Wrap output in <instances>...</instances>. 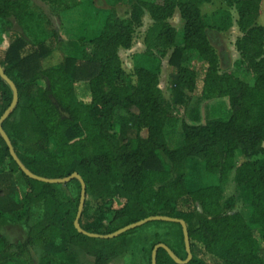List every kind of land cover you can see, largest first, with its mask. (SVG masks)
Listing matches in <instances>:
<instances>
[{
  "label": "trees",
  "instance_id": "trees-1",
  "mask_svg": "<svg viewBox=\"0 0 264 264\" xmlns=\"http://www.w3.org/2000/svg\"><path fill=\"white\" fill-rule=\"evenodd\" d=\"M32 1L0 0V17L15 19L33 44L18 38L0 55L19 97L2 128L25 168L47 179L81 176L86 200L78 223L86 232L108 235L147 217L168 216L186 222L193 254L187 264H264V26L257 25L262 0H139L124 18L112 10L94 39L68 41L73 55L46 67L43 62L65 43L56 30L44 32ZM214 1L219 7L203 13L201 5ZM176 13L181 29L171 23ZM235 13L239 58L227 73L208 31H230ZM146 14L152 24L145 50L133 55L128 73L119 52L133 47ZM168 56L171 103L160 87ZM198 70L201 90L191 103ZM75 82L87 84L89 101L78 97ZM12 100L0 77V118ZM211 100L226 103V116L203 122L201 106ZM174 106L186 111L179 131ZM197 170L218 175L219 183L196 182ZM231 172L238 192L224 200ZM81 189L75 178L49 184L25 175L0 134V264H33L32 251L37 264H80L74 248L94 264L124 257L151 264L158 244L187 259L179 223L148 222L112 239L79 233L74 221ZM237 199L242 211L234 210ZM19 224L26 238L12 242L3 228ZM157 264L177 263L159 248Z\"/></svg>",
  "mask_w": 264,
  "mask_h": 264
},
{
  "label": "rangeland",
  "instance_id": "rangeland-1",
  "mask_svg": "<svg viewBox=\"0 0 264 264\" xmlns=\"http://www.w3.org/2000/svg\"><path fill=\"white\" fill-rule=\"evenodd\" d=\"M139 0H33L32 10L43 17V30L46 34H51L52 30H56L65 45H62L54 54L53 57L47 58L43 65L50 66L59 61H64V57L73 55V48L67 42L74 40H90L94 39L102 31L106 18L109 13L114 10L119 17L124 18L128 15L132 5ZM219 2L214 1L211 4H202L201 9L203 13L211 14L219 7ZM234 26L228 32L208 31V37L211 44L215 47L220 59V70L232 73L235 70V63L239 58V53L235 48V41L237 37L241 36L236 20L237 14H234ZM48 20L52 24L48 23ZM175 27H180V16L178 13L171 20ZM152 24L151 17L146 14L143 18V27L137 32L133 47L130 50H120L119 55L123 63V68L131 73L134 67L133 55L141 53L145 50L143 38L147 28ZM257 25L264 26V0H262L261 15L257 21ZM179 29V28H178ZM181 29V27H180ZM31 35L23 31L22 27L18 25L15 19L9 20L0 17V55L18 38L30 41V46H33L30 39ZM169 56L162 60V68L160 75V87L163 90L164 96L168 102L173 101V94L171 90V75L173 67L168 62ZM194 66L197 68V64ZM199 71L197 77V88L190 94L191 103L197 99L200 94L203 73ZM76 93L78 97L84 101L90 100V92L87 84L75 82ZM190 103V105H191ZM172 105V104H171ZM174 113L178 119L177 131L180 130L179 122L186 118V111L184 107L174 106ZM227 105L220 103V101H205L201 106L202 121L207 119L226 116ZM160 159H163L164 166L167 170L170 169V164L161 152H157ZM190 172V171H189ZM193 178L196 182H202L208 185H215L219 183V177L216 174H208L204 171H193ZM20 178L17 177V180ZM234 172L229 174L228 180L225 183L223 199L226 200L231 196H237L238 187L234 182ZM20 190H26L24 185L17 183ZM245 208L243 200L237 199L234 204L235 211H242ZM3 233L12 242H19L26 238V229L21 224L9 225L3 228ZM78 253L80 264H94V259L86 254L80 248H74ZM31 258L33 264L38 263L37 255L32 251ZM132 258H118L112 264H133ZM140 260L137 261V263ZM146 262V260L144 259ZM144 262V264H146ZM18 264H26L19 262ZM27 264H31L27 262Z\"/></svg>",
  "mask_w": 264,
  "mask_h": 264
},
{
  "label": "water",
  "instance_id": "water-1",
  "mask_svg": "<svg viewBox=\"0 0 264 264\" xmlns=\"http://www.w3.org/2000/svg\"><path fill=\"white\" fill-rule=\"evenodd\" d=\"M0 77L9 84V86L11 87V89L13 91L12 103H11L10 107L4 112V114L0 118V134L3 137L4 141L6 142L11 156L16 161V163L18 164L19 168L25 173V175H27L28 177H30V178H32L34 180L41 181V182H44V183H49V184H65V183L71 181L74 178L78 179L80 181L81 187H82V189H81V197H80V203H79V207H78L77 216H76V219L74 221V226H75L76 230L79 233H81V234H83V235H85L87 237L95 238V239H112V238H115L117 236H120L121 234H123V233H125V232H127L129 230L141 227V226H143L144 224H146L148 222L162 221V222H169V223H179L182 226V230H183L185 249H186V252H187V259L182 260L179 257H177L175 255V253L167 245L158 244V245L155 246V248H154V250L152 252L151 264H157V253H158V249L159 248H164L167 251V253L170 255V257L177 264H187V263H189L192 260L193 254H192L191 245H190V238H189L188 228H187L186 222L184 220H181V219L168 217V216L147 217V218H145L143 220H140V221H138L136 223L129 224V225L117 230L116 232L108 234V235H99V234L89 233V232L84 231L81 228V226L79 225V223H78L79 219H80V217L82 215L83 208H84V205H85V200H86V184H85L84 180L76 172L71 174L70 176H68L66 178H63V179H47V178H44V177H41V176H38V175H35V174L31 173L30 171H28L25 168V166L21 163V161L19 160V158L15 154V152L13 150V146L11 144V141H10L8 135L6 134V132L2 128V124H3L4 120L8 117L10 111H12L15 108V106L17 105V103H18V99H19L18 91H17V88H16L14 82L5 74V72H4V70H3L1 65H0ZM263 147H264V144H263Z\"/></svg>",
  "mask_w": 264,
  "mask_h": 264
}]
</instances>
